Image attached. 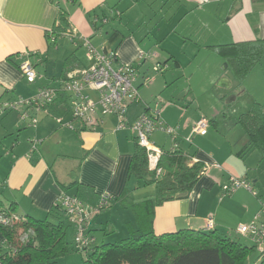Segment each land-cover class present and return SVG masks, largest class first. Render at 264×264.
I'll return each instance as SVG.
<instances>
[{"label": "crops", "instance_id": "0c3cea01", "mask_svg": "<svg viewBox=\"0 0 264 264\" xmlns=\"http://www.w3.org/2000/svg\"><path fill=\"white\" fill-rule=\"evenodd\" d=\"M60 11L67 14L71 30L89 40L101 34V47L97 49L116 51L119 60L126 64L140 62L139 72L145 75H150L155 64L164 66L166 71L172 66L174 71L190 69L204 48L210 50L213 46L264 40V0H0V104L31 98L39 89L50 86L51 82L56 83L60 77L41 78L38 81L47 79V84L40 82L34 86L38 82L28 84L19 70V64L25 59L34 68L45 64V72L49 70L47 62L54 52L52 47L57 39L62 38L54 34ZM146 16L155 22L156 28L162 29L156 30L158 43L149 40V31L141 26ZM105 23H112V26L106 32L99 31V25ZM130 24L135 30H143L142 39L134 35ZM169 39L183 48L186 43H191L194 49L199 50L192 51L193 59L190 55H183L190 59L182 66L179 55L164 46ZM81 63L86 65L85 57L83 62L78 60L79 67H83ZM207 63L206 59L196 63L195 70L201 71ZM173 73L170 79L164 74L159 83L155 78L150 90H144V86L137 84L141 103L129 107L127 124H132L140 114L153 107L151 100L162 85L175 82ZM217 79L221 86H230L223 75L219 74ZM242 93L245 95L244 90ZM247 95V103L251 107L254 103L264 106V101L256 97L255 90L251 89ZM184 101L164 105L160 117L165 125L176 128L177 150L188 155L190 166L201 163L204 173L187 198L168 201L154 209L153 231L156 235L185 229L204 231L205 221L210 218L214 222V232L222 237L233 239L235 236L243 240L236 233L237 226L249 223L264 207V153L254 148L245 151L248 138L236 122L244 113L229 119L226 130L220 132L219 123L214 121L218 118L206 117L207 113L196 98L191 101L197 104L196 110L184 109ZM180 105L182 107L178 109ZM10 113L0 114V197L6 204H15L16 213L22 218L42 220L49 218L57 195L61 192L68 195L71 189L73 194L69 196H76L91 207H96L102 197H106L104 209L91 216L89 222L94 244L97 243L96 234L105 244L117 242L112 241L114 238H119L118 241L125 238L126 224L135 229L134 216L128 209H122V203L151 199L155 188L152 184L144 186L134 178H128L135 139L129 127L118 130L116 120L108 117L93 132L68 131L57 128L53 116L39 113L40 123L29 133L20 130L27 129V124L20 120V112H17V117ZM61 118L69 122L71 116L67 114ZM199 119L209 122L205 136L192 133ZM19 121L22 126L18 127ZM73 123L79 126L78 122ZM32 139L36 143L42 140V148L32 151ZM53 139L52 145L57 153L53 152L51 145L44 146ZM163 142L161 140V146L152 144L171 150V138L169 148ZM63 158L69 161L65 169ZM232 178L245 181L251 191L241 187L226 194L223 187ZM111 208L118 216H123L124 224L120 229L115 227L110 214H106ZM69 226L74 239L75 227ZM3 246L6 244L0 233L2 252Z\"/></svg>", "mask_w": 264, "mask_h": 264}, {"label": "trees", "instance_id": "16d2710c", "mask_svg": "<svg viewBox=\"0 0 264 264\" xmlns=\"http://www.w3.org/2000/svg\"><path fill=\"white\" fill-rule=\"evenodd\" d=\"M71 31L67 14L60 11L54 34L62 37ZM76 47L82 48V44L78 43ZM210 50L222 57L232 68L236 78L242 82L261 61L264 40L213 46ZM78 67L79 64L73 62V57L67 58L59 80L66 79L67 75ZM65 101L64 95H58L47 115L56 118L69 114ZM236 122L248 138L245 151L254 148L264 153V106L254 103ZM159 149L162 155L158 161L160 172L157 175L148 170L146 150L139 147L134 139L128 178H134L144 186L154 185V196L140 203L121 202L122 209H128L133 214L135 229L126 224L125 238L101 245L94 244L91 237L93 242L87 249L83 251L74 249L82 255L83 264H248L253 252H256L257 257L249 264H262L264 258L249 241L247 244L238 238L222 237L214 231L207 230L185 229L163 235L154 233L152 228L154 209L165 202L187 198L204 170L201 163L190 166L188 155L178 150ZM70 187L72 186H66ZM3 208L9 214H17L15 204H6L0 197V209ZM68 226L59 208H52L49 218L34 220L21 217L9 227L0 225V233L6 244L5 251L2 252L0 249V264H57L59 258L71 252L65 239ZM88 231L90 234V230Z\"/></svg>", "mask_w": 264, "mask_h": 264}, {"label": "built area", "instance_id": "2783aa9c", "mask_svg": "<svg viewBox=\"0 0 264 264\" xmlns=\"http://www.w3.org/2000/svg\"><path fill=\"white\" fill-rule=\"evenodd\" d=\"M76 34L72 29L64 36H67L74 46H77L78 43L82 44L86 65L71 71L66 79L56 80L57 87L46 86L39 89L36 95L31 98H18L1 103L0 114L6 111L21 110L20 120L23 123L27 122L28 127L35 128L38 124L37 115L39 113L49 114L50 107L58 95H64L71 120L65 123L61 117H56L55 121L59 127L72 131L78 129V131L93 132L103 125L106 118L113 117L116 120V129L130 128L139 147L146 150L148 170L159 175L158 161L162 151L151 144L149 138L156 131H160L171 138V150H177L176 128L165 125L160 117V112L152 109L140 114L130 125L126 121V112L129 107L141 102L137 84L146 87L154 81V77L139 72L140 62L138 64L123 63L119 60L116 51L97 49L91 45L88 38L77 37ZM26 55L30 57V54ZM19 70L28 84H33L36 80L41 79L27 59L20 63ZM151 70L154 75L162 71L160 64H155ZM74 121L78 122L79 126L73 125ZM208 127V122L200 119L193 126L192 133L205 136ZM32 146L31 150H36L34 144ZM241 187L251 191L245 181L234 178L223 187V190L229 194ZM105 203L106 197H102L96 207H91L76 196H69L63 192L57 196L53 208H59L63 212L66 222L75 227L73 243L76 250L83 251L93 242L88 231L89 222L91 216L104 209ZM20 218L21 216L17 214H9L4 208L0 209L1 226L9 227ZM213 229L214 222L209 218L205 221V230L213 231ZM236 233L252 243L264 258V207L249 223L238 225Z\"/></svg>", "mask_w": 264, "mask_h": 264}, {"label": "rangeland", "instance_id": "374dc122", "mask_svg": "<svg viewBox=\"0 0 264 264\" xmlns=\"http://www.w3.org/2000/svg\"><path fill=\"white\" fill-rule=\"evenodd\" d=\"M154 23L155 22H152V20L149 16H146V21L143 24H141V26H144V29L147 28V30L149 31V36H150L149 40H152V41L158 43L160 40L159 39L157 40L155 38L158 35V32L156 30L161 29V28L158 25H157L158 27L156 28V24H154ZM111 26H112V23H110L108 25L106 23L100 24L98 30L106 32ZM162 26L163 25H161V27ZM130 27H131V30L133 31L134 35L140 40V38L142 37L143 30H141V31L135 30V27L133 26V24H130ZM154 27H155V29H154ZM164 28L165 27H163V29ZM137 29H139V28H137ZM76 33H77L76 35H78L77 37L81 36L80 34H78V32H76ZM102 39L103 38L101 37V34H100V35H97L94 38L90 39V43L95 48H100L101 46H99V44H100ZM169 40L166 41V43H164V46L173 49V51L179 55L177 57L180 58V60L182 61V66H185V64L188 63L190 57H191V59L194 58L193 53H192L193 50H199L198 48L194 49L193 46L191 45V43H186L187 44L186 47L183 48V47L177 45V43H174L172 41V39H169ZM146 42H147V40L144 41V43H143L144 46L146 45ZM180 42H183V41H180ZM144 46H142V48ZM52 49L54 50V52L52 53V55L50 56V58L47 62V64L50 67L49 70L47 72H45V67H44L45 64L44 65L39 64V65L35 66V68H34V69H36L35 71H37L38 75L41 76V78L49 79L52 76L60 75L61 71L63 69L64 63L66 62V59L69 58L70 56L73 57V62H78V60L80 62H83L84 49L81 47L80 48L74 47L72 45L71 40L67 36H62V38L57 39L56 43L54 44ZM155 50L158 52V49L155 48ZM204 50L206 52L209 51L210 53H206ZM183 55H190V57L183 56ZM204 59L207 60V62H208L207 65L205 67H203V69L201 71L195 70L196 69V63L199 62V64H200V62ZM160 66H161L162 71L159 72V74L154 75L151 72L149 73L150 76L154 77V80H155V78L158 80V83H159V80L162 79L164 74H165L166 78L168 77V79L171 78L172 72H174L173 74L175 75L174 76L175 82H172L171 84H167V86L165 84H163L160 91L156 92V96L154 98H152V100H151L152 105H153V107L151 109L152 110H158L160 112V114L162 112L164 105L172 103V102H179L183 99H185V101L182 102L184 109L190 108L191 110H196L197 104L195 102H191L192 100H194L196 98V102L198 104H200L202 106L203 110L207 113L206 117H217L218 119H215L214 121L219 123L218 126H219L220 132H222V131L224 132L226 130V126H227L226 123L229 121V119H231L232 117H236L242 113H245L251 108V106L247 103L248 91H250L251 89L255 90L256 91V97L259 100L264 101V53L262 55L261 61L255 65L253 70L249 73V75H247V77L242 82H240L236 78V76L233 73L232 68L228 65V63L222 57L218 56L216 53H214L213 51H210L206 48L203 49V51L201 52V54L197 58V61H195V63H193V66H195V67L192 66V68H190V69H187V68H186L187 70L186 69H182V70L177 69L174 71L175 67L172 66L170 70L167 69V71H166V68H164V66H162V65H160ZM59 69H60V72L58 71ZM184 70H186V71H184ZM219 74L223 75L224 79H226L225 81H228L230 83L229 87L221 86V84H220L221 81L218 79L216 80V77ZM47 79L44 81H40L41 83L38 81L40 79L36 80V82H38V83L35 82L36 84L34 86H38L39 83L40 84H42V83L47 84ZM58 79H59V77L57 78V80ZM153 82L148 84L143 89L144 90L145 89L150 90ZM242 84H243V87H242ZM57 86H58V83H55V82L50 83V87H57ZM242 90H244L245 95H243ZM176 105H178V103H176ZM182 105L178 106V109L180 107H182ZM17 112H21V110L14 111V112L10 113V115L13 114V116L16 115V117H17ZM162 114H163V112H162ZM215 115H217V116H215ZM70 120H71V118L69 119V121ZM54 122H56V121L54 120ZM66 122H68V120L65 121V123ZM39 123L40 122L38 121V124ZM26 124H27V122H26ZM56 125L58 128L59 125L57 123H56ZM19 126H22L20 121L18 123V127ZM26 128H27L26 130H23L22 128L20 130L23 132L27 131L29 133H32L33 128L28 127V125ZM59 128H63V129H66L68 131H72V130H69V129L64 128V127H59ZM165 136L166 135L164 133H162L160 131H156L154 134H152L150 136L151 137L150 143L151 144L155 143V145L161 146L160 143L162 140V142L164 141L163 143L166 145V147L169 148L171 145L170 138L168 136H166V137ZM30 142H31L30 143V149L33 147L32 145L34 144V147L36 148V150H38L40 146H41L40 148H42V146L44 144V142L42 140H40L41 143L40 142L36 143L35 139L30 140ZM6 144L8 145V142ZM52 144H54V139L51 140V142L49 144H46L44 146L48 147L51 145V147L54 148L53 152L57 153V150L55 149V147ZM61 153H63L62 150H61ZM61 160H63L62 166H64L63 167L64 169H65V167L69 166L68 165L69 164L68 159L63 158ZM68 192L70 193L68 195L73 194V190H71V189L68 190ZM106 214H108V215L110 214L109 217H111V220L113 221L116 228L120 229L122 227V224H124L123 223L124 221L122 218L123 216H118L116 214V210L114 208H111V210L106 212ZM129 214L131 215L130 212H129ZM68 229H70V226H68L66 228V231ZM95 237L97 239V243H98L97 245H101L102 241H101L100 235L96 234ZM234 238H235V236L233 237V239ZM237 238L240 239L239 237H237ZM118 239L119 238H114L112 241H118ZM66 241L70 247L71 252L68 253L67 255L59 258L56 261L57 264H75V262H76L75 260H77V264H83L82 255L79 252L74 251L75 245L73 243L72 232L69 230L67 231ZM241 241L249 244V242L247 240L245 241L243 239ZM3 249L5 251L6 247L3 246ZM256 257H257L256 252H253V254L249 257V263H251V261H253ZM63 258H65V259H63ZM71 258H76V259L71 260ZM61 259H63V260L61 261ZM262 264H264V261Z\"/></svg>", "mask_w": 264, "mask_h": 264}]
</instances>
